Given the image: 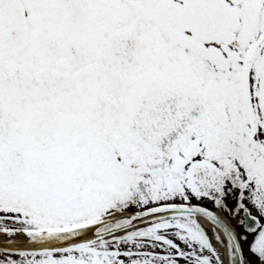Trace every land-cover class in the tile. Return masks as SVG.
Returning a JSON list of instances; mask_svg holds the SVG:
<instances>
[{
    "label": "snow or ice",
    "instance_id": "6c2138e0",
    "mask_svg": "<svg viewBox=\"0 0 264 264\" xmlns=\"http://www.w3.org/2000/svg\"><path fill=\"white\" fill-rule=\"evenodd\" d=\"M0 234L35 246L0 264H264V0H0Z\"/></svg>",
    "mask_w": 264,
    "mask_h": 264
},
{
    "label": "water",
    "instance_id": "95a60500",
    "mask_svg": "<svg viewBox=\"0 0 264 264\" xmlns=\"http://www.w3.org/2000/svg\"><path fill=\"white\" fill-rule=\"evenodd\" d=\"M34 245H31L30 242H20V243H6L0 242V250L5 252H19L21 250H33Z\"/></svg>",
    "mask_w": 264,
    "mask_h": 264
},
{
    "label": "flooded vegetation",
    "instance_id": "af4514ba",
    "mask_svg": "<svg viewBox=\"0 0 264 264\" xmlns=\"http://www.w3.org/2000/svg\"><path fill=\"white\" fill-rule=\"evenodd\" d=\"M207 206H208L209 208L212 207L211 203H208ZM220 215H221L222 219H224V221H225L226 223H228L229 225L232 224V221L229 220V218H228L227 216H225L223 213H220ZM201 223H202V225H203L206 229H208V230L211 231V229H212V225H211L210 223H208V222L205 221V220H201ZM141 226H143V225H141ZM3 235H4V234H0V236H3ZM0 242H1V239H0ZM7 254H8V253L1 252V251H0V257H2V256H4V255H7ZM225 259L227 260V258H225Z\"/></svg>",
    "mask_w": 264,
    "mask_h": 264
},
{
    "label": "bare ground",
    "instance_id": "6f19581e",
    "mask_svg": "<svg viewBox=\"0 0 264 264\" xmlns=\"http://www.w3.org/2000/svg\"><path fill=\"white\" fill-rule=\"evenodd\" d=\"M13 237H16V238H18V239H28L27 236H23V235H21V234H20V235H15V236H13ZM13 237H11V238H13ZM0 239H2V240H3V239H9V237H7V236H3V237L0 236Z\"/></svg>",
    "mask_w": 264,
    "mask_h": 264
}]
</instances>
